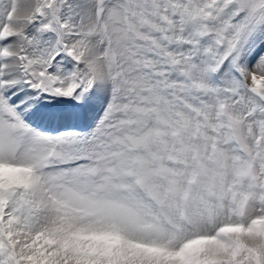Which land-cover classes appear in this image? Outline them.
Instances as JSON below:
<instances>
[{
	"label": "snow or ice",
	"instance_id": "6c2138e0",
	"mask_svg": "<svg viewBox=\"0 0 264 264\" xmlns=\"http://www.w3.org/2000/svg\"><path fill=\"white\" fill-rule=\"evenodd\" d=\"M0 264H264V0H0Z\"/></svg>",
	"mask_w": 264,
	"mask_h": 264
}]
</instances>
